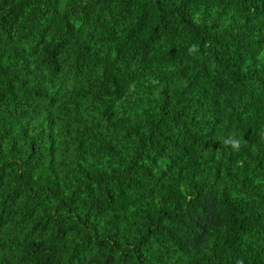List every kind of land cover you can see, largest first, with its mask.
<instances>
[{"label": "trees", "instance_id": "trees-1", "mask_svg": "<svg viewBox=\"0 0 264 264\" xmlns=\"http://www.w3.org/2000/svg\"><path fill=\"white\" fill-rule=\"evenodd\" d=\"M238 261L264 264V0H0V264Z\"/></svg>", "mask_w": 264, "mask_h": 264}, {"label": "clouds", "instance_id": "clouds-1", "mask_svg": "<svg viewBox=\"0 0 264 264\" xmlns=\"http://www.w3.org/2000/svg\"><path fill=\"white\" fill-rule=\"evenodd\" d=\"M196 46L191 45L189 46V52H192L195 50ZM226 145H229L234 151H238L241 147V141L239 139H233L232 137H229L227 140L224 141ZM237 264H243L242 261H238Z\"/></svg>", "mask_w": 264, "mask_h": 264}]
</instances>
